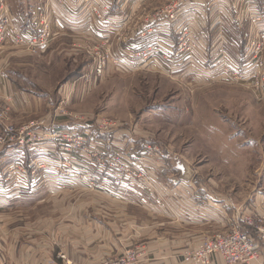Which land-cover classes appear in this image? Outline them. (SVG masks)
Returning a JSON list of instances; mask_svg holds the SVG:
<instances>
[{"label":"rangeland","instance_id":"374dc122","mask_svg":"<svg viewBox=\"0 0 264 264\" xmlns=\"http://www.w3.org/2000/svg\"><path fill=\"white\" fill-rule=\"evenodd\" d=\"M46 1L0 0V35L9 31L14 21L31 20L38 9L45 7ZM172 1L130 0L125 10L115 9L110 22L121 26L122 31L110 37L108 46L112 48L113 63L100 80L92 79L93 60L97 59L95 49L99 45L95 44L99 40L93 33L92 41L86 34L62 33L45 53L0 45L3 51L0 62L5 64L3 75L8 89L0 91V173H6L14 165L28 168L24 162L27 151L11 145L1 147L4 139H11L6 127L18 132L31 123L43 122L44 129L32 133L37 140L54 124L57 129L82 130L79 126L97 128L96 123L105 120L117 128L111 136L119 133L117 136L122 138L118 141L131 139L136 144L150 141L166 149L170 153L168 160H173L171 170L178 171L182 166L193 171L194 175L187 180L189 187L207 186L231 201L232 206L236 204L242 213L255 210L264 214V97L248 82H228L222 75L223 68L229 65H239L242 72L239 75L253 70V64L243 63L251 54L246 43L252 24L249 20L238 24L233 8L228 6L224 26L210 30L213 25L209 24L203 31L206 53L202 57L207 65L201 63L203 58L200 59L198 52L194 55L197 66L186 57L184 61L170 62L149 51V40L165 32L162 28L156 27L158 32L142 43L137 38L143 25L145 29L151 28L147 24L148 15ZM255 1L256 10L263 13L264 0ZM7 19L12 21L8 29L3 23ZM259 29L264 31V23ZM117 33L123 37L119 38ZM181 37L172 34L171 41L176 44ZM242 43H245L243 50ZM18 103L23 105V110L18 109L20 112L14 110ZM91 130L90 139L96 141L95 131ZM37 154L29 153L30 165L39 161L52 163L47 153ZM46 174L44 179L52 176L50 172ZM48 181L36 194L26 190L14 200L7 196L3 201L0 197V204L18 206L0 210V264H14L10 261L13 252L25 251L32 241L48 239L63 230V225L65 229L72 225L71 206L84 204L83 212L88 219L87 215L98 214L92 209V202L113 203L95 198L94 190L87 187H71L63 194L60 192L63 184ZM20 183L7 186L23 190ZM0 184V191L7 189ZM124 213L138 218L132 212ZM110 215L113 214L103 216L110 218ZM211 236L204 237L200 243ZM198 244L185 250L183 259ZM50 264L56 263L51 260Z\"/></svg>","mask_w":264,"mask_h":264},{"label":"built area","instance_id":"2783aa9c","mask_svg":"<svg viewBox=\"0 0 264 264\" xmlns=\"http://www.w3.org/2000/svg\"><path fill=\"white\" fill-rule=\"evenodd\" d=\"M130 0H81L79 4L70 7V0H47L43 9H38L32 20L33 32L30 35L22 31L9 28V31L0 35V45L5 47L20 48L30 53H45L56 38L63 32V26L57 32L50 16L48 4H54L59 8H68L69 12L86 13V20L92 25V33L96 36L95 41L97 59L93 60L92 79L100 80L106 74L113 63L109 43L115 32H120L121 26L112 25L110 22L114 16L116 8L125 10ZM242 2V5H239ZM187 0H173L162 9L152 12L147 17V24L151 28L145 29L144 25L139 30V43L144 42L151 34L158 32L157 28H162L161 34L154 39H150L149 51L155 52L165 60L172 62L187 61L194 62V55L198 52L200 59L204 52L206 43L203 31L209 24L212 28L224 26L225 9L228 6L233 8L234 19L239 24L242 20H249L252 25L248 28V55L243 63L253 64L254 67L249 72L242 73L239 65H229L222 70L223 79L228 82L245 81L255 89L260 91L264 97V33L260 26L264 23V12L256 10L255 0H209L204 7L203 13H197L184 24H179L183 9ZM240 7V8H238ZM207 10H211L207 14ZM212 18L209 20V18ZM3 23L6 29L12 21L7 19ZM157 27V28H156ZM177 32L183 35L178 43H171L165 36L172 35L176 28ZM5 29V30H6ZM87 35L92 41V33ZM119 38L123 35L117 33ZM79 36V35H77ZM137 36V35H136ZM104 47H106L105 50ZM138 48V47H137ZM143 48L140 47V49ZM154 51H153V50ZM260 55V56H259ZM117 59V58H116ZM177 62V63H178ZM206 65L207 60L201 62ZM118 64V62H115ZM120 65L121 60L119 62ZM249 67L248 69H250ZM1 95V94H0ZM2 97V96H1ZM1 109V107H0ZM97 124V128L92 125L87 127L79 126L82 130H57L55 124L49 128L45 135L40 134L37 140L32 133L35 129L43 130L45 123H31L24 126L18 132L13 128L6 127L11 139H4L1 147L11 145L16 149H23L28 152H52L59 148L60 154L52 152L54 160L52 163H36L34 168H26L22 165H14L4 174L3 180L8 183L21 181L20 187L34 189L42 186L48 180H55L64 185L62 190L72 189L71 187H87L91 190L106 188L107 182L97 174H113L121 180L140 184L153 193H158L157 178L155 171H163L167 167L169 152L158 143L150 141L134 143L130 141H118L122 137L119 134H112L117 128L113 124L102 120ZM47 126L49 124H46ZM111 128V129H109ZM91 129H94L97 140L90 139ZM117 131V130H116ZM115 131V132H116ZM113 137V138H112ZM80 161L88 168L80 167ZM51 177L43 178L49 173ZM96 172L97 174H95ZM81 185V186H80ZM235 210L231 217L234 226L230 230L207 237L199 243L196 248L184 254L185 264H212V259L219 256L223 264H264V214L252 210L243 212L233 205ZM142 257V250L131 248L118 257L108 258L102 264H139ZM66 264H73L67 261L65 256H61ZM87 264V263H81Z\"/></svg>","mask_w":264,"mask_h":264},{"label":"crops","instance_id":"0c3cea01","mask_svg":"<svg viewBox=\"0 0 264 264\" xmlns=\"http://www.w3.org/2000/svg\"><path fill=\"white\" fill-rule=\"evenodd\" d=\"M80 1L70 0V7L75 9L74 5L79 4ZM207 4L205 0H187L184 8L185 14L182 13L179 24L186 23L197 13H203ZM48 6L55 31L58 32L59 27L63 26L61 34L88 35V32L92 33V25L87 22L85 12L74 14L69 12L68 8L62 9L51 3ZM228 13L227 11L225 20L228 18ZM14 24L13 27L24 34L34 31L30 19L24 23L14 21ZM179 29L177 27L173 34L179 35L177 33ZM212 29L210 28V30ZM168 37H170L168 40L173 43L171 35ZM206 50L208 52L207 48ZM2 52L0 50V56ZM228 60L230 61V57ZM4 65L0 62V91L7 89L3 75ZM18 109L23 110L21 103L15 104L14 110L20 112ZM30 109L31 105L28 106V110ZM58 150L59 148L52 152L60 154ZM16 152L21 153L20 151ZM52 152L37 153L41 155L47 153L53 162ZM27 153L31 154L28 151L25 154ZM37 153L33 154L38 155ZM172 161H167L169 163L165 171L154 172L159 188L158 195L153 194L150 189L140 184L121 180L113 174L94 172L101 179L106 180L107 187L94 190L92 196L113 203L92 202V209L98 214L87 215L88 219L85 218V212H83L86 208L84 204L71 206L70 208L73 207L71 209L73 212L72 225H68L67 229L63 225V230H59L48 239L32 241L30 245L26 246L28 249H24L25 251L15 249L16 252L12 253L10 261L14 264H50L52 260L56 264H66L65 260H61V256H65V259L73 264H102L104 260L118 257L130 248H139L142 250L139 264H184L183 253L189 247L200 243L208 235L232 229L234 224L231 222V217L235 210L231 201L228 202L225 197L218 196L207 186L199 189L195 185L189 187L187 180L194 174L191 175V171L182 166H178V171L171 170ZM83 162L80 161V167L90 169L83 165ZM4 174L0 173V178L6 185L1 180L0 183L3 184V187H7L0 191L3 201L7 199V196L8 199L14 200L20 197V194L23 195L28 191L36 194L35 191L38 189H44L41 186L34 189L22 186L23 190L16 187L10 188L7 186L10 183L5 182L2 178ZM67 191L69 190L67 189ZM60 192L67 194L64 190ZM7 207L17 208L18 206L14 203L0 204V210ZM66 207L68 206L66 205ZM78 210L79 213H77ZM125 210L136 214L138 218L128 213L125 214ZM110 212L113 214L110 215V218L103 216ZM244 212H250V210ZM46 223L50 227L47 220ZM48 227H45L44 230L49 231ZM212 264H223V262L220 257L215 256L212 259Z\"/></svg>","mask_w":264,"mask_h":264},{"label":"trees","instance_id":"16d2710c","mask_svg":"<svg viewBox=\"0 0 264 264\" xmlns=\"http://www.w3.org/2000/svg\"><path fill=\"white\" fill-rule=\"evenodd\" d=\"M25 34H26V35H30V33H25ZM243 49H244V43H242V45H241V50H243ZM241 53H242V52H241ZM25 159H26L25 164L28 165V166H27L28 168H31V166H33V165L35 166V163H33L32 165L29 164V161H30V155H29V153H27V155L25 156ZM34 166H33V167H34ZM33 167H32V168H33Z\"/></svg>","mask_w":264,"mask_h":264},{"label":"water","instance_id":"95a60500","mask_svg":"<svg viewBox=\"0 0 264 264\" xmlns=\"http://www.w3.org/2000/svg\"><path fill=\"white\" fill-rule=\"evenodd\" d=\"M190 171H191V170H190ZM190 174L192 175V174H193V171H191ZM191 175H190V176H191Z\"/></svg>","mask_w":264,"mask_h":264}]
</instances>
